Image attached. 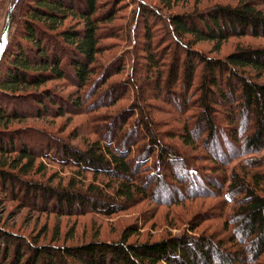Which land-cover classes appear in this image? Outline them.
Instances as JSON below:
<instances>
[{"label":"trees","instance_id":"trees-1","mask_svg":"<svg viewBox=\"0 0 264 264\" xmlns=\"http://www.w3.org/2000/svg\"><path fill=\"white\" fill-rule=\"evenodd\" d=\"M151 1L156 4L132 0L139 11L135 13L137 21L140 23L142 19L143 40L152 43L157 25L162 26L158 40L164 38L165 49L172 48V53L156 52V58L148 56L147 72H156L154 84L143 75L133 78L130 74L127 81L117 85L122 89L117 95L116 87L101 95L113 93L116 100H126L132 92L145 103L151 87L159 95L164 91L171 98L176 97L173 89H180L183 96L194 91L199 98L185 105L194 110L193 117L189 120L181 115L184 121L181 127L177 126L178 120L176 124L168 122L173 137L180 139L184 147L197 142L211 154L213 161L219 156L223 164L226 158L234 161L237 157L259 156L264 151V82L255 79L264 76V49H241L225 59H216L207 58L193 47L209 42L219 49L228 40L244 36L264 39V10L259 9L255 1H244L235 7L214 5L200 12L193 9L195 13L173 14L181 2L189 4V0ZM121 2H11L8 29L3 38V26L0 37V192H9L8 197L25 206L29 205L25 198L31 196L34 204L39 202L45 206L43 210L63 204L66 209L75 207L73 213L78 216H95L110 215L116 210H125L139 199L149 198L141 182L143 175L154 182V200L163 204H178L183 200L176 186L183 184L182 188L185 184L187 197H221L234 207L232 215L225 218L227 226L233 225L238 236H250L249 260L258 261L264 254V173L242 169L240 178L232 172L229 185L224 187L199 169H190L192 165L186 152L165 143L170 138L156 131L159 125L148 117L149 103L139 106L138 101L136 106L127 107V113H117L109 119L110 126L117 124V135L105 134L108 130L102 129L105 123L95 125L91 131L97 141L85 152L42 131L13 129L12 125L22 120L63 117L67 112H88L93 108L98 101L90 105L88 102L99 87L112 73L120 75L128 63L125 54L102 68L95 67L99 63L96 57L100 53L101 37L106 35L100 34L99 26L113 21L122 10L116 9ZM104 5H109L108 12L97 17ZM69 19L79 21L81 29L78 26L61 29ZM138 29L137 24L129 31L134 44L140 37ZM163 47L160 44L158 48ZM135 48L138 50L139 45ZM167 58L168 65L165 64ZM162 62L164 64L160 65ZM160 67H164L163 73ZM54 82H63L74 91L64 97L65 90L47 87ZM157 111L153 109L152 113ZM170 112L176 113L177 109L172 107ZM191 130L197 137H191ZM243 132L245 136H241ZM225 147V151L221 150ZM38 159L56 162L64 168L72 167L77 175L64 189H55L49 183L25 181L29 175L40 174L36 165ZM131 166L133 171H138L134 176ZM168 166L175 168L177 179H172V183L161 179L164 175L170 178ZM155 167L157 172L153 171ZM88 174L92 181L86 184ZM99 177L107 179L108 183L101 184ZM169 193L173 194L170 199L166 197ZM224 247L223 242L208 235L187 234L141 244H128L123 236L118 242L90 241L67 248L52 244L38 247L23 235L0 225V264H238V254Z\"/></svg>","mask_w":264,"mask_h":264},{"label":"rangeland","instance_id":"rangeland-1","mask_svg":"<svg viewBox=\"0 0 264 264\" xmlns=\"http://www.w3.org/2000/svg\"><path fill=\"white\" fill-rule=\"evenodd\" d=\"M1 1L0 37L5 22L6 12L11 6L13 0H0V2ZM121 1V4L118 5L116 9L122 10L117 13L113 21L110 24L108 23L109 25L99 26L100 34L102 36L106 35L101 37L103 40H101L99 44L100 53L96 57V61L99 63L95 67L99 68L98 66H100V68H102L104 65L106 66L110 64L117 57L125 56V54L128 56V63L124 66V70L120 72V75H113L112 73L105 84L99 87V90L88 102V105H90L95 101H98L94 103L93 108L88 112H67L62 115L63 117L57 116L43 119L22 120L14 123L12 125L13 129L25 128L42 131L53 136L58 141H62L63 144L68 142V145H70L71 148H76L77 150L85 152L89 146L97 141L95 133L91 131L95 125L97 126L101 123H105V125L102 126V129L105 128L104 130H107L108 128L105 134L108 135V133H110V137L115 135V133L117 135V124L116 127L113 125L110 126L109 124L111 121L109 119L116 116L117 113H127V107L136 106V103L139 101L140 103H137L139 106H144V104L149 103L151 106L149 107L151 113L153 109L158 110L156 114L149 113L148 117H150L154 123L159 125V128L155 127L156 131L158 130V132L162 134L166 133L170 138L164 141L165 143L177 147L182 150L183 153L186 152L190 159V164L192 165L190 169H194L195 171L199 169L206 174V176L217 181L220 186L224 185V187L229 185L228 179L231 177L232 172L239 175L240 178L243 175L242 169H248L251 173H264V151L261 154H258L259 156H242L237 157L234 161L231 160V158H226V160H224L226 162L223 164V161L220 160L222 158L219 156L216 159L217 161H213L211 154L204 150L205 147H200L197 142H195L196 145L192 144L184 147L180 139L173 137V133L168 129V122L170 121L173 124V122L175 123V121L178 120L179 123L177 126L181 127L184 126V121L181 115L184 114V117L189 120L193 117L192 113L194 110H189L185 105H189L191 101H195V99L199 98L194 91H191L187 96H183V92L180 89H173L172 92H175L176 97L171 98L169 94L164 91L159 95L158 92L151 87V89H148L146 93L147 96L144 98L145 103L137 99L132 92L126 100H116L117 97H115L113 93L112 95H101L102 92H109L115 87L116 90H114V92L116 91L115 93L117 95V91L122 90L119 89V86L117 87V85L127 81L130 74H133V78H136L135 75H143L149 80V82L154 84L156 72L154 70L149 73L147 72L150 67L146 65V60L148 59V56L152 55V57H154L155 55L157 56V53L159 52L164 53L167 51L165 49L166 43L163 44L164 38L158 40L162 26L157 25V32L153 34L152 43L149 44V41L143 40V34L145 32L142 25V19L140 24L135 17V13L139 12L137 4H134L132 0ZM244 1H255L256 3H259L257 7L264 10V0H262L263 2H259L260 0H189V4L181 2L180 5H178V8L174 9L173 14L195 13L193 9H197V12H200L212 8L214 5L235 7ZM103 2H106V0H102V3ZM143 2L150 5L156 4L151 0H143ZM108 9L109 5H104L96 16H104V14L108 12ZM78 22L79 21L77 20L69 19L64 23L61 29H72L77 26L78 29H81ZM137 24L139 28L138 33L140 34L138 39L139 44H134L130 40L133 38V34L131 33V36H129V31L131 32L133 27H137ZM187 38L189 39V37ZM134 42H137L135 36ZM157 42H159L158 46L156 45ZM160 44L162 47L164 46L163 49L158 48ZM137 45H139L138 50L135 48ZM249 48L264 49V39H255L244 36L228 40L226 43H223L219 49H216L215 43L209 42L200 43L193 47V49L204 54L207 58L216 59H225V57L238 50ZM171 49L172 48L168 49L167 52L172 53ZM168 63L169 59L167 58L165 64L168 65ZM162 64H164V62L160 63V65ZM159 71L160 73H163L164 67H160ZM151 73L152 75H150ZM255 81L264 82V76L258 80L255 79ZM47 87L65 90L63 93L64 97H68L69 93L74 91L71 88H67L63 82H54L48 84ZM87 97L90 98V96ZM111 99H114V101ZM187 99L189 100L188 103L186 102ZM67 100L70 102L68 98ZM110 100L111 102L108 103ZM172 107L177 109L176 113L170 112ZM180 109L183 111L179 112ZM167 112L170 113L169 116L165 114ZM86 113H90L89 116H91V118L86 116ZM93 117H96V119L92 120ZM122 130L126 131L124 128ZM246 132H243L241 136H245ZM191 137H197L195 131L191 130ZM227 138H230V136L227 135ZM100 145L102 146L101 142ZM221 150L225 151L226 147ZM251 160H254V163ZM246 161L247 163H245ZM151 162L152 160H150V163ZM36 165L39 166L37 170H40V174H38V176L29 175L24 178L25 181L33 180L45 184L49 183L50 187L64 189L69 185V181L77 175V171H75L74 168H64L56 162L49 163L47 160L43 161L38 159ZM254 165L256 166L254 167ZM167 168L169 170L170 178L169 176L164 175L161 178L164 183H170L174 178L177 179L174 172L175 168L170 166ZM131 170L133 176L138 172L133 171V166H131ZM153 171L157 172V167L153 168ZM145 173H149L150 175L149 171H145ZM85 177L87 178L86 184L92 181L91 175L88 174ZM145 177L146 175H143V180H141V182L143 188L146 189L144 191L149 195V198L144 200L139 199L134 205L125 208V210H116L110 215L98 214L95 216H78L76 213H73L75 212V207L66 209L63 204L59 205L57 203L56 207H51L53 209L43 210V207L45 206L39 202H35L34 204L31 196L27 199L25 198L27 204H29L25 206L19 203V200L17 201L8 197L10 193L4 190L3 192H0V225L7 228L12 233L20 234L21 236L23 235L26 240L38 245V247H48L52 244L67 248L90 241L118 242L121 241L123 236L126 237L128 244H141L159 241L169 236L177 237L184 234H187L188 236L208 235L217 242H223L225 245L224 248L231 251L232 254L237 253L239 259L238 264H244L242 261H246L245 264H264V254L261 255L258 261L249 260L247 252L250 246V236L248 238L247 234L244 235L245 237L238 236L234 233L235 228L233 225L230 224L227 226L225 218L232 215L234 209L231 204L225 203L221 197L201 195L200 197H187L186 193L188 187H186L185 184V187L182 188L181 186L183 184H177L176 186V189L178 188L180 192V196L183 197V200L179 201L178 204L170 205L156 202L153 193L155 189L154 182L150 179L147 180L148 176ZM185 179L189 180V176L185 175ZM98 180L101 184L108 183L107 179L99 177ZM114 183L117 185L118 182L114 181ZM178 185L180 187H178ZM176 189L174 188L175 194ZM172 193H169L166 197L168 199L172 198ZM217 216L220 218H217ZM195 227L198 228L191 231V229ZM233 262L236 263L234 260Z\"/></svg>","mask_w":264,"mask_h":264},{"label":"water","instance_id":"water-1","mask_svg":"<svg viewBox=\"0 0 264 264\" xmlns=\"http://www.w3.org/2000/svg\"><path fill=\"white\" fill-rule=\"evenodd\" d=\"M10 14H11V9H9L8 14L6 16V21H5V25H4V32H3V38H4V33L7 31L8 29V25H9V19H10Z\"/></svg>","mask_w":264,"mask_h":264},{"label":"crops","instance_id":"crops-1","mask_svg":"<svg viewBox=\"0 0 264 264\" xmlns=\"http://www.w3.org/2000/svg\"><path fill=\"white\" fill-rule=\"evenodd\" d=\"M1 35H2V32H1Z\"/></svg>","mask_w":264,"mask_h":264}]
</instances>
